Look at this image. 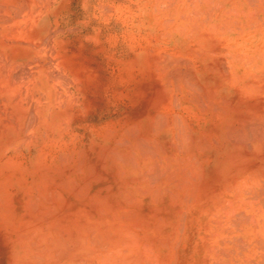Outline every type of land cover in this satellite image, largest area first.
Here are the masks:
<instances>
[{
    "label": "rangeland",
    "instance_id": "374dc122",
    "mask_svg": "<svg viewBox=\"0 0 264 264\" xmlns=\"http://www.w3.org/2000/svg\"><path fill=\"white\" fill-rule=\"evenodd\" d=\"M5 1L6 0H0V3H4ZM23 1L25 2L23 3ZM23 1L13 0V4L16 6L13 5L6 11L15 13L14 16L16 18L19 17V13L27 14L31 12L29 19H37L36 15H41L40 18L37 19V23L33 20V42L39 43L41 41H47L46 43L52 48L50 52L47 53L48 56L43 53L39 59L45 58L53 63L51 64V70L54 71V77L56 76L55 74H57L59 78L62 77L65 80L67 78L69 79H67L69 81V88L58 81V86L54 87L52 95H50L55 102H53V106L56 109L53 112V118L50 124L55 127V125L61 124L70 117L71 122L69 126H66V130L63 132H54L52 128H49L48 135L45 138H43L46 131V129H44L39 133L40 141L38 140L36 145L24 148L23 152H10L7 156L0 158V179H4L13 172L17 177L28 180V183L23 185L25 188L22 191H17V187L11 189L13 192L12 195L19 199L12 197L14 201L12 204H9L10 207H1L0 205V264H14L11 263L13 260L9 252L11 240L15 235L14 233H16L15 230L22 227L24 221L28 218L37 217L36 213L45 215L52 214L51 211H56L55 215L57 214L56 216H58V220L56 221H58L63 228L65 225L66 228L73 229L72 232L79 230L80 227H78V223H87V226L91 223L90 226L92 228L96 227L95 229L98 228V230L100 229L101 231H108L110 229V231L119 238L117 239L119 241L118 244L123 246H119L121 247V252L119 253H117L118 247H115V250L113 247H111L113 250H111V248L107 250V248L104 247L93 255L86 251L84 254H81L82 257H86L90 262L96 264H108V262L109 264H121V262L122 264H127L128 262H133V264H264V227H262L264 226V213H262L263 211L261 212L262 209H259L261 204V207L264 208V190L262 191L263 185L261 184L263 180H261V176L260 178L253 177L252 179L249 177V175L253 176L252 174L254 173L252 167H247L246 171L239 173V179L234 182L235 185L239 182L238 188H240L241 191L237 192L238 188H235L237 194H235L233 189H228V186H225L228 185V182L225 181L224 177H213L215 175L214 170H209V168L204 169L205 172L209 171L210 173V176L207 175V179L205 180L207 183L206 192L204 193L205 189L203 187L201 188L197 185L194 187L192 186L193 188L190 187L182 191L186 193L185 195H183L182 192L177 195L178 199L176 198V200H179L177 202L168 194L171 192V189H177V186L173 185L171 188V184L163 180L165 179L164 174L167 171L165 169L166 167L164 168L166 163L163 159V161L160 160V165H156L157 168H155L153 165L154 161H145V159L140 158L138 154L135 155L136 157L134 158L136 162L135 166H130L122 162L118 163L119 161H116L118 159L111 157V164L115 166L112 167V165L109 164L110 166H106L107 168H105L104 164L107 165V161L110 163L111 158H103L98 154L99 149L104 145H108L109 150H107L110 151V154L116 153L113 151L115 146V142L113 141L114 138L104 139L101 135L107 136L108 132L113 133V130L120 127L126 118L130 116L135 117L133 114L136 113L137 105H135L132 96L137 87H143L144 84L148 83L147 75H149V71L147 69V61L153 59L155 55L156 57L164 55L179 56L185 63L191 66L197 73V76L205 82L206 80L203 79L204 73L202 66L205 60L201 61L198 54L200 50H204L210 45L205 47V45L199 42L200 39H202L200 37L202 34L201 32L206 31L204 33L205 39L216 41L219 46L231 47L233 45L231 48L240 46L239 48H242L245 52L250 51L246 48L252 45L255 46L260 41L264 44V37L261 36L264 35L263 0H256V2L254 0H215L216 2L211 6L210 3H207V0H203L204 2L202 0ZM13 7H16V9ZM207 9L212 10L208 11ZM205 10H207L206 13ZM194 11H197V13L195 14ZM227 11L230 12L228 13ZM251 11L253 12L250 17L248 15ZM187 14L189 15L187 16ZM250 18L251 21H255L252 22L254 26L256 22H258V25L254 27L253 24L251 25L250 22H247ZM226 21L231 22L228 23ZM21 23L22 26H24L25 19L23 22L20 20L17 22V24L20 25ZM222 23H226L224 24L225 26L231 25V28L235 29V31L229 33L226 31L225 26L224 28L222 27ZM3 24L11 23L5 22ZM193 24L197 26L196 29L198 34L197 31H194L195 28H191L194 26ZM213 26L217 27L216 29L215 27L213 28L212 34L214 35L212 36L210 30ZM237 27H240V29ZM218 28H220V30ZM180 29L187 30L183 32ZM191 29L196 32V36L193 31L190 32ZM260 30L261 32H259ZM218 31L221 32L215 34ZM253 31L256 32L254 33ZM207 35L209 38H207ZM215 35L219 40H217ZM227 37L230 39L229 41H226L225 38ZM44 38L48 39L45 40ZM225 59L227 61L231 59L228 52H226ZM229 64L233 66L232 63ZM138 69L142 70L140 75L136 76V78H132L134 76L133 74L138 73ZM44 90L47 91L46 88H44ZM64 95L67 96L66 99H64ZM75 98L77 99L75 100ZM61 102V106L63 105L62 107L60 106ZM176 112H184V108L179 105ZM176 115L178 116L180 114ZM32 117H34V115H32ZM104 131H106V134H103ZM158 137H160V135ZM129 143L132 145L131 141H129ZM91 144L92 148L90 147ZM131 147L132 146H130V148ZM87 148L93 149V151L88 152ZM110 148H113L112 152ZM103 150L105 149L103 148ZM43 152L47 155L43 158V164L48 167L49 173L59 176L65 181L68 180V176L65 172L54 170L56 156H62L65 152L68 153L66 155H69V162H71L69 167L73 166L75 163L78 165L83 161V158H85L86 161H83L84 164L81 162L80 165L84 166L92 163L94 164L93 168H95V171H93L91 175L89 173L90 170L88 168L85 169V173L81 172V174H79L80 179L78 177V179L75 178L77 182L69 185V190L68 187L58 188L60 190V197L56 201L60 200L58 202L62 204L53 200L49 201L51 203L48 202L47 204V199L44 197H52V193L48 195L47 191H39L40 193L38 194L40 195H35V198H38L35 199L38 201H36V203H39V205H35L37 208L34 209L35 207L33 208L32 204H27L20 198V194H24L25 191L28 193L30 191L32 192L31 188L34 182L32 179L36 176L37 180L40 172L44 174L48 173V171L41 169L42 165L40 168L37 167L38 162L35 161ZM130 153L132 152L130 151ZM83 154L85 156L81 157L80 160L79 156ZM107 155L106 157H109V153ZM100 158L102 159L100 160ZM150 165H153L152 167L155 170L154 177H158L159 180L156 177L154 179L147 178L148 180L144 178L146 176L143 175L144 173L152 172L149 168ZM158 166L160 168L159 171H157ZM226 170H229V168ZM249 171L252 174H248L247 172ZM59 173L60 175H58ZM246 174L248 175L246 176ZM242 177L244 178V180L242 179L243 181L246 182V180H248V182H246L248 186L245 185V182L241 181L240 178ZM177 179H180V177ZM156 180H158L157 183ZM143 181L147 183V186H145L146 184H144ZM11 182L15 184L12 176ZM242 184L246 186L244 190L249 187L245 190L247 193L253 188V193H243ZM252 185H254L255 188ZM260 185L262 187H260ZM151 186L155 187L152 189ZM223 186L226 187L225 189L227 190H225ZM146 187L148 188L146 189ZM163 187L165 188L163 189ZM222 188L223 190H221ZM217 189L218 191L220 189L221 195L217 193ZM255 189H258L259 193L256 191L257 194H259L258 196L254 193ZM194 190H197V196ZM85 191L87 193H85ZM222 191H225V194ZM157 192H159V194H157ZM227 192V195L235 194L238 196L237 202L240 199V206L241 204L247 206L250 201L254 202H251V204L254 205L251 206L250 204L248 208L245 206H242L243 209L240 208L244 211L245 215H247L248 212L249 214L253 212L251 216L254 215L253 217L257 224L255 222L252 223L253 219L250 216L252 220L248 219L249 222H247L248 216L245 217V215H243L246 219L245 222L244 217H241L244 213L240 208H237L238 206H235V212H231L232 209H230L231 215L234 214V216L232 215L230 217L228 213L229 210L226 212V210H224L225 208H223L230 207L229 204L226 206L216 201L221 198L225 201ZM261 192L263 194H261ZM167 194L169 197H167ZM251 194L255 197L252 199H256L257 203L255 200L253 201L251 199ZM247 195L250 197L248 200H246L248 197ZM239 196L241 198H239ZM257 197H259V199L262 197L263 199L261 198L259 200ZM191 198L193 199L191 202L187 200ZM168 199L169 201H167ZM241 199L246 200L247 202L245 203L247 205L242 203L244 200L242 201ZM121 201L123 202L122 204ZM185 202L188 203L185 205ZM42 206L45 208H42ZM180 206L182 208H179ZM46 207L48 209H46ZM218 207H221L220 209L224 211L219 210ZM257 207L259 210H256ZM238 209H240L239 212H237ZM48 210L49 213H47ZM223 212L228 215L225 216V214H222ZM214 213L216 216L220 217L216 219L217 217ZM162 217L163 219H161ZM215 220H218V222ZM56 221L55 223H57ZM221 222L223 223L221 224ZM96 224L99 227L96 226ZM57 225L60 226L59 224ZM74 227L77 229L75 230ZM119 228H123L124 231L118 230ZM136 240H138V242ZM126 244L133 245V252L135 253L132 251L128 253ZM85 253L89 254L88 257ZM116 256L118 257V262L114 260L117 259ZM14 260H16V258H14Z\"/></svg>",
    "mask_w": 264,
    "mask_h": 264
},
{
    "label": "bare ground",
    "instance_id": "6f19581e",
    "mask_svg": "<svg viewBox=\"0 0 264 264\" xmlns=\"http://www.w3.org/2000/svg\"><path fill=\"white\" fill-rule=\"evenodd\" d=\"M254 1L256 2V0ZM24 2L25 1H23V3ZM215 2H216L215 0H207V3H210V6ZM13 5H14L13 0H6L4 3L3 2L0 3V158H2L3 156H7L8 154H10V152L13 151L23 152L24 148H28L36 145L37 141L40 138L39 133L42 132L44 129H46V131L44 133L43 138H45L48 135L49 128H52L53 129L52 131L54 132H61V131L63 132L66 130V126L67 125L69 126L71 122V117H70L67 120L63 121L61 124L55 125V127H53L50 124L53 118V112L56 110L55 107L53 106V102H54L53 98L50 97V95H52L54 87L58 86V81L64 86H67V88H69L68 85L69 79L67 78L68 80L67 79L65 80L62 77L59 78L57 74H55L56 76L54 77V71L51 70L52 67L51 64L53 63H51L45 58L39 59V57L42 56L43 53L44 55L49 53L52 48L50 47V45L46 43L47 41L46 42L41 41L39 43L33 42L34 39L33 24L34 21L37 23V19H39L41 15L40 14L36 15L37 19L36 18L29 19V17L31 16L30 14L31 12H28L27 14L19 13L18 14L19 17L16 18L14 16L15 13H12V11H6L8 10V8L12 7ZM14 9H16V7ZM212 9L210 10L207 9V10L211 11ZM207 10H205V13ZM252 12L253 11H251L248 16H250ZM196 13L197 11L195 12V14ZM189 14H187V16ZM24 19H25L24 26H22V23L21 25L17 24L19 20L23 22ZM5 22H9L11 24H3ZM226 22L230 23L231 21H226ZM247 22H250V24L252 25L253 24L252 22L255 21H251L250 18V20L249 21L247 20ZM222 24H223L222 27L224 28L225 26L224 24L226 23H222ZM255 24L258 25V22H256ZM214 27L215 26H213L212 29L210 30L212 36L214 35L212 34L213 33L212 30ZM219 27L222 28L221 26ZM191 28L193 29L195 28L194 31H197L196 25H194ZM220 28L218 29L220 30ZM237 28L240 29V27ZM193 29H191L190 32L193 31ZM225 29L229 33L235 31V29L231 28V25L225 26ZM184 30L187 29H183L182 31L184 32ZM205 32L206 31L201 32L202 34L200 35V37L202 39H200L199 42L205 45V47H207L208 45L210 46L204 50H200L198 56L201 59V61L205 60V63L202 66L204 73L203 79L206 81L203 82L197 76V73L191 68V66L185 63V61H183V59L180 58L179 56L174 57V56L164 55L161 57L158 56L156 57L155 55L153 59L147 61L148 62L147 69L149 71V75H147L148 83L144 84L143 87L142 86L137 87V89L134 91L132 96L135 105H137L136 113L133 114L135 117L130 116L126 118L124 120L125 124L123 123L122 125H120V127L113 130V133L108 132L107 136L101 135L102 138L104 139L114 138L113 141L115 142L114 143L115 146L114 149L113 148L112 149L116 153L113 152L114 154H110V151H108L109 150L108 145L102 146L98 151L100 157L108 158V159L113 157L114 159H118L116 160L119 161L118 163L122 162L130 166L136 165L134 158L136 157L135 155L137 154L138 156H140V158L145 159V161H154L153 165L155 168H157L156 165H160V160L163 159L164 162L166 163L165 164L166 166H164V168L166 167L165 169L167 170L164 174L165 179L163 180L171 184V188L173 187V185L177 186V189L175 190L171 189V192H169L170 190L166 187L167 185L166 184L165 187L169 191L168 190L165 191L169 192L168 194L172 198H174L173 200L177 202L179 201L176 200V198L178 199L177 195L180 194L182 191L189 189L192 186L194 187L195 185H197L200 186L201 188L203 187L205 189L204 193L206 192L207 183L205 180L207 179V175L210 176L209 171L208 172L204 171V169L207 168H209V170L215 171L214 172L215 175L213 177H220V178L224 177L225 181L228 182V185L225 186L226 187L228 186V189L229 188L233 189L235 191V194H237V192L241 190L240 188H238L239 182L236 184L237 186L235 185L234 182L239 179L238 178L240 175L239 173L246 171L247 167H252L254 173L252 174L250 171L247 172L248 174L251 173L253 175V176L249 175V177L252 179L253 177L260 178L261 176L263 178V179L261 178L263 182L262 181L260 182H262L261 184L263 185L264 188V184H263L264 183V44H262V41H260L255 46L252 45L251 47L246 48L247 50L250 51L245 52L242 48H239L240 46L234 48H231L233 47V45L231 47L219 46V44L216 41H213L211 39L210 40L205 39V35H204ZM220 32L221 31H218L215 34L217 33L219 34ZM253 32L255 33L256 31ZM259 32H261V30ZM194 33L191 34H194L196 36V32ZM261 36L264 37V35ZM207 38H209L208 35ZM216 38L217 40H219L217 36ZM225 39L226 41L230 40L228 37ZM250 41L253 42L252 40ZM226 52H228L231 56L230 61H227L225 59ZM229 63H232L233 66H231ZM141 71L142 70L138 69V73L133 74L134 76L132 78H136V76L140 75ZM44 88H46L47 91L44 90ZM66 97L67 96L63 98L66 99ZM76 99L77 98H75V100ZM62 102L60 103V106ZM179 105H181L182 108H184V112H179V113L176 112L178 110ZM176 114H180L178 115L180 117H178ZM32 115H34V117H32ZM103 134H106V131H104ZM157 135L158 136L160 135V137H158ZM129 141L132 142V145L129 143ZM130 146L132 147L130 148ZM90 147L92 148V144L90 145ZM103 148L105 150H103ZM87 149L88 152L93 151V149L90 148ZM129 150L132 153H130ZM108 153H109V157H106L108 156L107 155ZM66 154L68 153L65 152V154L62 156L61 155L56 156L55 158L56 165H54V170L59 172L63 171L68 176L67 177L68 180L66 181L63 178H60L59 176L49 173L48 167L45 164H43L44 162L43 158L47 156L45 152H43L39 157L36 158L35 161L38 162L37 167L40 168L42 165L41 169L48 171V173L44 174L43 172H40L37 180H36V176L34 177V179H32L34 180L33 186L31 188L32 192L30 191L28 193L27 191H25L24 194H20L21 195L20 198L24 202H26L27 204H32V207L33 208L35 207L34 209H36L37 207L35 205L38 206L39 203H36L37 200L35 199L37 197L35 198V195L36 196L40 195L38 193H40L39 191L42 190L47 191L48 195L49 193H52L53 195L52 197L48 196V198L47 196L44 197L47 199V204L51 200L56 201L60 197V193H59L60 190L58 188L68 187L69 190V185L77 182L76 179L80 177L79 174H81V172L85 173V169L88 168L90 170L89 173L91 175L93 171H95L94 170L95 168H93L94 164L92 163L84 166L80 165L81 162L82 164H84L83 161H86L85 158H83V161H81L78 165L75 163L73 166L69 167L71 162H69V155ZM83 156L85 155L83 154L82 156H79V159ZM101 159L102 158H100V160ZM110 161H111L110 163H108L109 161L106 162L107 165L104 164L105 168H107L106 166H110L109 164L112 163V158ZM99 163L103 164L101 162ZM111 165L112 167L115 166L113 164ZM153 165H150V167L148 166L152 172L143 174L146 175L144 177L146 178V180L150 178L154 179L156 177V176L154 177L155 170L152 167ZM227 168H229V170H226ZM159 170L160 168L158 166L157 171ZM248 174H246V176ZM58 175H60V173ZM11 176L16 185L11 182ZM72 177L74 178L75 181L73 180ZM178 177H180V179H177ZM156 178L159 180L158 177ZM240 179L241 181L244 180L243 177ZM158 180H156V183L158 182ZM246 182H248V180H246ZM25 183H28L27 179L17 177L13 172L10 175H7V177H5L4 179H0L1 207L3 206L8 207L9 204H12V202L14 201L12 197L14 198L16 197L12 195L13 192L11 189L17 187L18 189L17 191H22L25 188V186H23ZM144 184H146L145 186H147V183ZM245 185L248 186L247 183ZM252 186L254 187V185ZM148 187H146V189ZM153 187L151 186L152 189ZM165 187H163V189ZM226 187H224V189ZM245 187L246 186L243 185L242 188L243 193L244 192H246V194H250L249 192L253 193L252 191L253 188H251V191L247 193V191L245 190H247L249 187H247L244 190ZM260 187L262 186L260 185ZM235 188L236 189L238 188L237 192ZM263 188L262 191L264 190ZM221 190H223V188ZM86 191L85 193H87ZM189 191H193V190H189ZM194 191H195L194 193L196 194L197 190ZM256 191L258 192V189L254 190L255 194H257ZM222 192L225 194V191ZM228 192L225 195L226 196L225 201L222 198H221L222 200L218 199L216 201L221 202L226 206H228L229 204V206L232 207V208L228 207L229 209L227 207H223L225 208L224 210H226V212L227 210H229L228 213L230 214L231 217L232 215L234 216V214L231 215V212L232 211L235 212V206L236 207L238 206L237 208L241 207L243 209L242 206L245 205L241 204L240 206L239 205L240 199L237 202L238 196L235 194L227 195ZM217 193L221 195L220 189ZM157 194H159V192H157ZM168 194L167 197H169ZM185 194L186 193H183V195ZM195 194H194V198H195ZM261 194L263 193L261 192ZM197 195L198 194H196V196ZM258 195L259 194H257V196ZM240 196L239 198H241ZM247 196L248 197L246 198V200L250 198L249 195ZM251 196H252L251 199L255 198L253 197V194H251ZM257 198L259 199V197ZM16 199L19 198L17 197ZM187 200L191 202V200L193 199L191 198ZM246 200H244V202L242 203L247 202ZM252 200L253 201L255 200V202L257 203L256 199H252ZM58 201L56 202L62 204L61 202ZM167 201H169V199ZM251 202L252 201L248 202L249 203L248 205H250ZM122 203L123 202L121 201V204ZM186 203L188 202H185V205ZM53 205H52L53 208L54 206L56 207V205L54 206ZM248 205L245 207L248 208ZM252 205L254 204H251V206ZM261 205L259 206L258 204L259 209L260 210L262 209L261 212L263 211L262 213H264V208L261 207ZM44 206H42V208ZM47 207L46 209H48ZM179 208L182 207L180 206ZM218 208L219 210H221L220 209L221 207ZM230 209H232L231 212ZM240 209H238L237 212H239ZM253 209L255 210L254 207ZM257 209L258 207L256 208V210ZM205 210L207 211L206 208ZM55 212L56 211L54 212L51 211L52 214H45V215H43L42 213H36L37 217L35 218L32 217L33 219L31 217L28 218L27 220L24 221V225L22 227L15 230L16 233H14L15 235L11 240V248L9 252L13 260V262L11 263L96 264L90 262L86 257H82L81 254H84V252L86 251L87 253L93 255L99 252L100 249L104 247H106L107 250L110 249L111 247H113L115 250L116 249L115 247H118L117 253L121 252L120 251L121 247L119 246L122 245H119L118 244L119 241L117 240L119 238L116 237V235H114V233L110 231V229L108 231L105 230L101 231L100 229L98 230V228L95 229L96 227L92 228L90 226L91 223H89V226H87L86 225L87 223L84 224L82 222L81 224L78 223L79 224L78 227H80L79 230L76 232H72L73 229L71 230L70 228H66L65 225L63 228L62 225H60V223L56 221L58 220L57 218L58 216H56L57 214L55 215ZM242 212L244 213L243 210ZM47 213H49V210L47 211ZM222 214H225V216L228 215L225 212H223ZM248 214L245 215L244 213L241 215V217L243 215H245V217L250 216L253 220L250 217L249 218L247 217V222H249L248 219H251L252 223L255 222L253 217L254 215L251 216L253 212L250 213L249 215ZM216 217H217L216 219H218V217L220 216H216ZM245 217L244 220L246 222ZM161 219H163V217ZM55 221L57 223H55ZM215 221L218 222V220ZM222 223L223 222H221V224ZM57 224H59L60 226H58ZM96 226L98 225L96 224ZM74 229L76 230L77 228L74 227ZM118 230H121L122 232L124 231L123 228H119ZM136 241L138 242V240ZM126 247L128 249V253L129 251L133 252L134 250L133 245H127ZM111 250L113 249L111 248ZM87 253L85 254L88 257L89 254ZM14 258H16V260L18 259L17 262L16 260H14ZM114 260H117L116 262H118V257L117 259ZM127 264H133V262H128Z\"/></svg>",
    "mask_w": 264,
    "mask_h": 264
}]
</instances>
